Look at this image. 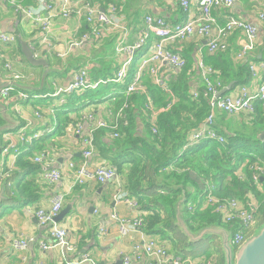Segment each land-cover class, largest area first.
Instances as JSON below:
<instances>
[{
  "label": "crops",
  "instance_id": "obj_1",
  "mask_svg": "<svg viewBox=\"0 0 264 264\" xmlns=\"http://www.w3.org/2000/svg\"><path fill=\"white\" fill-rule=\"evenodd\" d=\"M20 1L24 7H34L37 3V0ZM188 1L190 3L188 11L181 7L178 0H103L98 6L113 18H121L120 23H122L124 30L127 31L124 44L131 46L137 40V33L141 31L147 15L163 18L170 24L184 23L189 19H196L199 0ZM108 3L120 6L122 13L110 14L107 10ZM53 4L59 7L60 2L53 1ZM214 12L218 22L223 23V13L221 11ZM229 13L256 27L257 35L253 41L254 48L247 58L248 61L264 65V20L259 18L261 14H264V0H236ZM86 29L87 26L82 21L78 22L74 19L65 21L61 17H56L52 20V28L49 32L50 47L48 48L39 44L36 31L30 32L26 19L15 17L10 7L0 1V31L16 33L20 40L37 50L38 57L44 58L49 68V73L42 84L44 68L33 67L25 61L21 54L19 40L13 48H4L2 51L5 60L10 61L16 70L28 76L27 80L21 84L27 87L28 90L25 91L30 95L42 96V99L33 100L31 101L32 104L29 105L28 103L25 105L12 98L5 103L3 102L6 107L5 111L0 109V113L2 112L3 114L4 112V115L6 114L10 121L12 120L13 122L14 120L16 123L15 129L2 132L0 136L3 141L2 146L6 144L5 138L9 136L11 143L17 145L21 150L20 155L16 159L12 160L10 158L7 161L6 170L12 173L11 176L13 175L12 177L16 179L15 186L19 184V188H23L24 184L32 183L31 191L38 196L37 199L29 202H14L10 196L11 191L9 189L11 185L9 179L8 181L4 180L7 201L1 203L0 210L4 204L10 202V212L0 217V264H19L23 256L27 258L26 264H64L59 250L41 251L39 249V242H47L49 237L47 229L39 226L34 216L37 208H48L52 197L59 193L64 194L62 209L66 206L71 207L70 213L59 225L67 230L69 241L77 246L76 258L87 253L96 264H116L121 259V253L132 255L133 247L135 245H143L150 236L144 234L143 231H133L127 237H119L117 229L110 218L111 215L116 213L120 217L131 219L142 216L141 214L144 212L137 206L130 207L126 204L116 203L113 200L116 190L115 183L100 185L92 180L87 181L84 185L74 186L72 172L67 166L70 162L76 165L81 162L80 152L83 146L80 139L73 134L72 125L65 128L62 136H50V132L46 131L51 129L50 127H56L59 120L66 116L75 123L80 120V115L85 111H92L96 114V117H99L101 115L100 112L106 113L109 109L115 107V101L113 103V101L103 100V98H101L102 100H93L90 98V95H93L92 92L89 94L88 92L84 93V95L76 94L79 97L78 106L68 102V96L59 95L53 97L58 86L64 87L70 82L79 65L87 69L88 76L95 82L112 78L120 65L121 61L115 54V48L118 39L120 40L121 37H124V31L118 30L108 34L102 29L101 37L98 39H93L91 43H87L80 48H71L69 45L70 41L80 38L83 33L87 32ZM154 42L155 37L148 38L144 47L135 56L134 66H138L143 57H147L153 52ZM245 43H247L246 38L236 32L229 39L230 49L227 52L211 54L207 50L206 41L194 35L182 43L169 44L166 49L180 55L190 64L187 77L191 85V92H195L204 87L201 81V72L197 68L200 61L204 66L213 69V71H215V65L210 62L211 57L228 55L233 63H237L238 61L235 60L236 52H239ZM96 50L99 51L95 53ZM256 56H258L259 61L254 60ZM57 60H61L62 63L59 64ZM150 66L152 67L153 64H150ZM176 73L178 72L169 69L167 65H163L158 72V77L163 81L164 79L172 81ZM263 74L264 71H260V75ZM219 76L216 72L215 77L211 76L210 79H219ZM3 77L4 73L0 67V85L4 82ZM146 80H150L153 83L149 74V67L142 73L144 85ZM258 82V80L247 81L237 86L232 82L235 86L230 92L248 83L249 89L255 90ZM105 87L107 88L103 91L106 92L105 95L107 96L113 94L116 90L113 88H117L116 85ZM62 100L64 101L63 103ZM84 101L90 104L81 107ZM66 104L67 106L62 110L61 108ZM34 105L41 107L45 123L42 122L41 118L33 115L35 111ZM49 105L56 109L55 116L49 113ZM16 108H19L20 114L16 113ZM220 116L223 115L219 114L217 117ZM226 119L228 120V118ZM3 124L2 121L0 126ZM5 126L2 128L7 127ZM21 127L25 128L24 132L29 137L35 134L40 136L31 145H22L15 134ZM140 128L138 125V131ZM260 133L261 130L257 132V134ZM101 139V142L97 141V144H95L92 164L113 166L109 159L115 157L114 154L119 151H116L113 146V139L109 137V132L105 131ZM30 147L32 148L30 149ZM27 151L31 152L30 156L25 155L24 161L18 164L17 159L21 158ZM40 154L50 155L53 160L42 166L36 164L34 158ZM30 158L33 159L32 164L30 163ZM25 163H28L30 168L22 167ZM53 169L60 171L61 180L56 183L45 181L43 173ZM119 179H121L120 176ZM202 200L201 198L200 204H203ZM103 228L107 232L102 235L101 230ZM19 237H32L36 244L25 252L14 251L12 241ZM169 249L171 252L170 247ZM171 254L173 255V253ZM130 264L144 263L132 261Z\"/></svg>",
  "mask_w": 264,
  "mask_h": 264
},
{
  "label": "built area",
  "instance_id": "obj_2",
  "mask_svg": "<svg viewBox=\"0 0 264 264\" xmlns=\"http://www.w3.org/2000/svg\"><path fill=\"white\" fill-rule=\"evenodd\" d=\"M7 4L15 17L23 18L28 21L30 32L36 31L39 44L50 47L49 32L52 28V20L56 17H61L67 21L74 19L82 21L88 26L87 32L83 33L77 41L69 43L71 48H80L87 43H91L93 39L101 37V30L106 33L122 30L124 37L118 39L115 48V54L120 59V65L116 70L115 75L110 79L98 80L91 82L89 80L87 69H80L74 72L70 82L64 87L58 86L53 97L71 94H83L88 90H94L108 85H126L124 95L126 97L135 94L148 95L146 89L141 84L142 73L149 67V74L156 85H159L165 92H169L162 79L158 77V72L163 65H167L169 69L179 72L186 65L183 58L178 54H173L166 49V46L173 43H182L192 36L203 38L206 41L207 50L211 54L227 52V45L232 34L240 33L243 35L247 43L242 48L240 55H235V60L238 62H246L249 73L260 83L256 86V92H249L242 86L235 91L227 93L220 98H216L219 91L223 89V84L219 79L211 80L210 77L205 79L207 85L205 91L210 95L209 99V114L205 118L201 126L191 133L188 143L184 146L195 145L203 140L215 141L220 145L225 143L223 136L216 131V119L214 116L217 113L227 115H238L246 113L252 115L253 104L257 101L264 103V74L260 75V71H264V65L256 64L248 61V58L254 48L253 41L257 35V29L244 20L234 17L229 13L236 0H199L198 15L196 19H189L184 23L170 24L163 18L147 15L144 19V28L137 33V40L133 45L124 44L127 31L124 30L121 18H113L98 6L103 0H37L34 7H24L19 0H0ZM53 1L60 2L59 7L54 6ZM181 7L189 10L188 0H178ZM110 14L122 13L121 7L114 4L108 6ZM214 11L223 13V23H219L216 19ZM264 20V14L259 17ZM155 37L153 52L147 57H143L138 66H134L135 58L139 51L144 47L149 37ZM18 35L16 33H6L0 31V67L4 73V82L7 86L0 90V99L5 103L12 98L17 99L20 103L27 105L30 101L40 98V96L30 95L17 89L13 84L24 83L28 76L16 70L13 64L5 60L3 57V49L13 48L18 43ZM35 57H38V52L34 47H30ZM237 62V63H238ZM150 64H153L151 67ZM197 68H204L200 61ZM207 73L213 69L206 67ZM135 75L134 81L128 80V74ZM206 73V74H207ZM211 82V83H210ZM244 86V85H243ZM193 98H197L192 92ZM215 101L217 102L215 104ZM64 101L62 100V103ZM126 105L122 106L116 114L111 111L106 112L113 115L114 119L110 124H106L91 113H88L80 118L73 125V134L76 135L83 146L81 162L76 165L73 162L68 164L69 170L72 172L73 185H84L87 181H96L100 185L116 184V190L113 195V200L116 203L126 204L130 207H135L136 203L129 198L127 193L119 182V176L114 167L110 165H93L92 160L95 154L94 134L99 130L113 131L109 137L116 139L119 137V124L126 118ZM147 107L152 119L158 114L151 104L148 102ZM16 113L20 114L19 108H16ZM33 115L41 118L45 123L44 118L40 113L34 111ZM85 125V127H84ZM25 128L21 127L16 134L17 140L24 145L25 142L31 143L40 135L35 134L30 137L24 132ZM20 155L17 145L8 141L1 150V156L5 157L0 163V182L7 180L9 171L6 170L7 161L11 158L16 159ZM43 155L35 159V163H41ZM254 170L257 174H253L254 179L264 178V162L255 165ZM47 171V170H46ZM238 179L244 180L245 177L241 171L237 172ZM43 179L50 183H56L61 180L59 170H50L43 173ZM258 186V181H254ZM64 194H56L51 199L48 208H37L34 216L39 226L46 228L48 231V241L39 242L38 247L41 251H49L57 249L61 253V259L64 264H96L90 255L82 254L76 258L78 252L77 246L71 243L68 239L67 230L54 222L55 217L63 208ZM204 208H211L213 213L220 216V219L232 229L230 244L237 249L248 237L247 232L255 224V212L257 210L250 204H244L236 198H220L215 194V187L212 184L207 185L204 191ZM111 220L114 223L119 237H127L133 231H142L143 219L141 216L135 218H124L113 213ZM234 228V229H233ZM237 228V229H236ZM105 228L101 230V234H105ZM36 244L34 238L19 237L12 241L14 251L25 252L32 245ZM132 255L121 253L120 257L123 264H130L132 261L141 262L144 264H216L213 259L201 258L193 260L191 258L172 255L169 246L159 240L149 236L143 245H135L131 252ZM27 258L22 257L19 264H26Z\"/></svg>",
  "mask_w": 264,
  "mask_h": 264
},
{
  "label": "trees",
  "instance_id": "obj_3",
  "mask_svg": "<svg viewBox=\"0 0 264 264\" xmlns=\"http://www.w3.org/2000/svg\"><path fill=\"white\" fill-rule=\"evenodd\" d=\"M110 4L112 3L107 4V8ZM141 28H144V24ZM254 60L259 61L258 56L254 57ZM57 62L62 63L61 60ZM210 62L215 65L214 69L220 75L219 80L223 87L232 82L236 86L242 85L250 79L246 62L233 63L228 55L211 57ZM185 65L173 76L172 81L163 78L169 92H165L154 82L146 80V87L143 82L141 84L146 89L147 96L135 94L126 97L124 95L126 85L115 84L117 88H113L116 90L108 98L109 101L116 102L115 107L109 109L114 114L122 106H127L126 118L118 125L119 137L113 139V146L119 152L109 159L112 167L120 176L128 197L133 199L136 206L144 212L141 214L143 219L141 229L144 234L169 243L171 253L178 256L181 255L179 252L181 241L175 238L177 228L174 222L176 221V205L180 199L184 198L181 204V216L190 229L196 231L212 225L232 229L220 219L218 214L213 213L211 208H204L203 204H200L199 201L201 198L204 200V191L209 184L214 185L215 194L220 198H236L245 204L252 203V205H256L253 203L256 201L258 206L255 221L258 219L264 223V180L261 182V179H258V186L262 187V192L256 190L258 186L252 180V175L257 174L254 164L259 165L260 162H264V140H261L257 134L259 130L261 132L264 130V103L260 101L255 103L256 114L250 124L254 129L251 136L240 135L237 130L239 127L235 126L233 119L227 120L224 116H220L216 118V131L224 137L223 145L215 141L203 140L184 149L191 133L201 126L209 114L210 99L204 87L196 90L197 98H193L187 77L190 64L185 61ZM80 69L86 68L79 65L76 71ZM89 80L95 82L90 76ZM103 90L105 88L99 87L85 93L92 92L93 95H90V98L93 100L101 98L104 100L107 95ZM99 93H102V96L99 97ZM147 97L152 108L159 111L154 119L148 111ZM38 99H42V96ZM67 100L79 105V97L76 94L69 95ZM84 102L81 107L90 104ZM30 104H32L31 101ZM34 106V110L42 115L41 107ZM65 106L67 104L61 109L63 110ZM49 107V113L55 116L56 109L50 105ZM100 113L99 118L104 119L108 124L113 121L114 117L108 120L106 113ZM1 123L0 118V125ZM75 124L76 122L74 123L66 116L59 120L56 127H50L51 129L46 131L50 132V136H62L66 127ZM138 125L141 127L139 131ZM107 132L110 134V131ZM104 133L105 130L95 132V144L97 141H102ZM246 142H250L251 146H248ZM30 153L27 151L17 159L18 164L24 161L25 155L30 156ZM244 161L247 162L246 165L240 167ZM32 162L33 159L30 158V163ZM22 167L30 168V165L25 163ZM238 171L244 175L243 181L238 179ZM11 174L9 173L7 181L14 179ZM32 185V183H26L23 188H19V184L14 185L11 189V199L14 202H29L37 199L38 196L31 191ZM251 194L254 199L250 198ZM177 234L181 236L180 233ZM217 264H223V258Z\"/></svg>",
  "mask_w": 264,
  "mask_h": 264
},
{
  "label": "water",
  "instance_id": "obj_4",
  "mask_svg": "<svg viewBox=\"0 0 264 264\" xmlns=\"http://www.w3.org/2000/svg\"><path fill=\"white\" fill-rule=\"evenodd\" d=\"M19 45L20 50L23 58L25 61L30 64L33 67H41L44 68V73L42 76V84L44 83V80L46 76L49 73L48 63L47 61L42 57H35L34 53L32 52L31 48L27 45L26 42L19 39ZM17 89H19L22 92H26L25 90H28L27 87L22 86L21 84H13ZM7 86V83H2L0 85V90ZM234 87V83H229L226 87L221 89L216 96V98H220L221 96L229 93L232 88ZM32 91V90H31ZM0 109L5 111L6 107L3 103V100L0 99ZM7 115H4V112L0 113V118L3 121V125L0 126V136L2 132L4 131H11L16 128L15 121H10L7 117ZM7 127H6V126ZM6 128H2V127ZM264 134V133H263ZM264 137L261 135L259 138L261 139ZM2 144H1V137H0V156H1V150H2ZM263 178L261 179V182H263ZM7 201V197L5 196V181H3L0 184V205L2 202ZM184 198L180 199L176 205V226L180 228L185 238L187 237L190 239L191 243H195L199 240H201L204 236H210L214 235L216 237H220L221 241V251L223 255V264H264V225L260 228L259 234H252V236H248L247 239L237 248L235 249L230 244L231 236L228 234L227 230L223 227L212 225L210 227L202 228L197 235H194L189 229L188 225L185 223L184 219L181 216V204L183 203ZM71 207L66 206L64 209H62L58 215L55 217L54 222L59 224L61 223L65 217L70 213ZM116 264H123L122 260L120 259Z\"/></svg>",
  "mask_w": 264,
  "mask_h": 264
},
{
  "label": "rangeland",
  "instance_id": "obj_5",
  "mask_svg": "<svg viewBox=\"0 0 264 264\" xmlns=\"http://www.w3.org/2000/svg\"><path fill=\"white\" fill-rule=\"evenodd\" d=\"M97 51H99V50H96L95 53ZM94 64H96V63H94ZM73 70H75V69H73ZM100 87L101 88H107V87H105L103 85H101ZM98 96L99 97L102 96V93H99ZM109 97H110V95L106 96L104 100L108 99ZM226 118H228V117H226ZM236 118H237V120H234L233 122L235 123V126H238L239 127L237 130H239L240 135H242V136H245V135L251 136L252 135V132L254 131V129H252V125L250 126V124H251L250 119L245 118L244 116H237ZM229 119H231V118H228V120ZM223 122H225V121H223ZM263 131L264 130H262V132L260 134H258L259 137L261 135L264 136V134H263L264 132ZM263 140H264V138H263ZM246 144L248 146H251V143L250 142H246ZM246 163L247 162L244 161L241 164L240 167L245 166ZM1 183L2 182H0V184ZM9 183L11 185V188L9 190L11 191L12 187L16 183V179H11L9 181ZM256 190L262 192L261 191L262 190V187L261 186H258L256 188ZM250 198L251 199H254L253 194H251V197ZM253 201H255V200H253ZM253 203H256V205H254V207L256 208V206H258L257 202L255 201ZM9 204H10V202L4 204V206L0 210V217L3 216L4 214L10 212V209H9L10 205ZM176 224H177V221L174 222V225L175 226H176ZM263 225H264V223H262L260 220L256 219L255 225L250 230H248L247 235L248 236H250V235L252 236L253 233L256 234V235H258L259 234V231L258 230H261L260 228ZM208 227H210V226H208ZM176 228H177V233H180L181 234V236L178 235L177 233L174 234V235H176L175 238H179L180 241H181L180 251H179L181 253L180 256H184V257L191 258V259H201V258L213 259L216 262V264L218 263V261L219 262L222 261L223 255H222V251H221V247H220V245H221L220 237H216L214 235L204 236L201 240H199V241H197L195 243H191L190 242V239H188L187 237L185 238V236L183 235V233L180 230V228L177 227V226H176ZM204 228H206V227H204ZM189 230L194 235H197L201 229L196 230V231H194L192 229H189ZM226 230H227L228 234L231 236L232 235V231L230 229H226ZM166 244L170 247V244L169 243H166Z\"/></svg>",
  "mask_w": 264,
  "mask_h": 264
},
{
  "label": "bare ground",
  "instance_id": "obj_6",
  "mask_svg": "<svg viewBox=\"0 0 264 264\" xmlns=\"http://www.w3.org/2000/svg\"><path fill=\"white\" fill-rule=\"evenodd\" d=\"M20 1V0H19ZM22 4V3H21ZM111 5V4H110ZM109 5V6H110ZM122 12V11H121ZM248 23V22H247ZM73 41V40H72ZM74 41H77V40H75L74 39ZM71 42V41H70ZM230 49V44L228 43V45H227V51ZM242 53V49H240V51L238 52H236V55H240ZM245 57H249V56H245ZM134 58H135V56H134ZM141 62V61H140ZM207 68H206V66H204V68L202 69V68H200L199 70H200V72H201V81H202V83H203V86H204V88L206 89V85H207V83H206V81H205V79H207V78H209V77H211V76H213V77H215V75H216V72L215 71H210V72H206L205 70H206ZM207 73V74H206ZM249 76H250V79L248 80V81H256L257 79H255L250 73H249ZM128 79H129V81L130 82H132V81H134V79H135V75L133 74V73H129L128 74ZM211 83V82H210ZM258 83H260V82H258ZM249 84V83H248ZM248 84L247 85H244V86H242V88H245L246 90H248L249 92H256V87H255V90H250L249 89V87H248ZM240 88V87H239ZM236 92V91H235ZM194 94L195 95H197V93L196 92H194ZM217 102L215 101V104H216ZM88 113H91V114H93L94 116H96V114L95 113H93L92 111H85L84 113H82L81 115H80V117H83L84 115H86V114H88ZM219 114H221V115H223L224 117H228V118H231V119H233V120H237V116H244L245 118H248V119H250V122L252 121V120H254V116H255V114H256V105H255V103L253 104V108H252V115H248V114H246V113H244V112H242V113H239L238 115H227V114H224V113H218V114H216L215 116H214V118L216 119L217 118V116L219 115ZM106 116H107V119L108 120H111L112 118H113V115H109V114H107L106 113ZM97 118H99V117H97ZM100 120H102V121H104L106 124H108L104 119H102V118H99ZM84 127H85V125H84ZM109 131V130H108ZM113 131H110V133H112ZM9 137V136H8ZM8 137H6L5 138V140H6V143L8 142V141H10V138H8ZM263 138L264 137H262L261 138V140H263ZM24 145H31V143L29 142V143H27V142H25L24 143ZM43 155V158H42V161H41V163H36V164H39V165H44V164H46V163H48V162H51L52 160H53V158H52V156H50V155H44V154H40V155H37L35 158H34V161H35V159L36 158H39V157H41ZM4 156L2 157V156H0V163L4 160ZM261 163H263V162H260L259 164H261ZM258 163H255L254 165H257ZM68 167V166H67ZM69 169V168H68ZM258 179L259 178H256V179H254V178H252V180L253 181H258ZM119 180V182H121V179H118ZM240 180V179H239ZM75 186V185H74ZM79 186V185H78ZM81 186V185H80ZM62 210V209H61ZM105 232H107V231H105ZM144 244V243H143ZM193 260H196V259H193Z\"/></svg>",
  "mask_w": 264,
  "mask_h": 264
}]
</instances>
